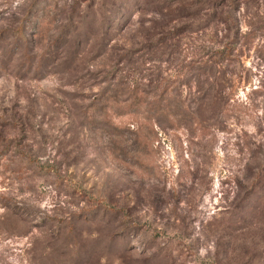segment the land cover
Masks as SVG:
<instances>
[{
	"label": "rangeland",
	"instance_id": "rangeland-1",
	"mask_svg": "<svg viewBox=\"0 0 264 264\" xmlns=\"http://www.w3.org/2000/svg\"><path fill=\"white\" fill-rule=\"evenodd\" d=\"M0 264H264V0H0Z\"/></svg>",
	"mask_w": 264,
	"mask_h": 264
},
{
	"label": "trees",
	"instance_id": "trees-1",
	"mask_svg": "<svg viewBox=\"0 0 264 264\" xmlns=\"http://www.w3.org/2000/svg\"><path fill=\"white\" fill-rule=\"evenodd\" d=\"M111 211V210H110ZM112 212V211H111Z\"/></svg>",
	"mask_w": 264,
	"mask_h": 264
}]
</instances>
